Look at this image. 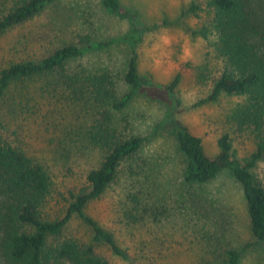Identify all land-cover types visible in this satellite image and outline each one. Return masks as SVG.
<instances>
[{"label":"rangeland","instance_id":"374dc122","mask_svg":"<svg viewBox=\"0 0 264 264\" xmlns=\"http://www.w3.org/2000/svg\"><path fill=\"white\" fill-rule=\"evenodd\" d=\"M192 1L118 0L119 12L111 13L102 0H56L6 31L0 36V68L74 45L82 55L67 64V73L82 71L83 81L107 75L106 85L122 98L131 92L124 75L135 51L139 78V87L118 112L97 107L87 90L81 101L72 100L61 88V74L27 81L23 98L30 110L14 123L11 139L48 164L56 189L65 192L82 186L85 173L101 158L103 151L87 142L88 132L104 126L117 129V139L139 137V153L122 161L115 182L86 207L130 258H144L146 264H219L225 251L234 250L238 264H264V244L250 231L241 186L227 170L204 185L185 183V159L168 131L180 122L201 139L210 157L218 153L217 141L224 134L239 159L255 151L253 138L228 122L237 96L198 104L208 93L198 76L210 48L192 35L199 19L183 15ZM134 26L138 37L128 41ZM176 75L179 82L170 92L167 87ZM18 94L12 88L8 97L14 100ZM7 107H0V117L10 116ZM68 232L89 235L76 218ZM101 253L120 263L107 248Z\"/></svg>","mask_w":264,"mask_h":264},{"label":"trees","instance_id":"16d2710c","mask_svg":"<svg viewBox=\"0 0 264 264\" xmlns=\"http://www.w3.org/2000/svg\"><path fill=\"white\" fill-rule=\"evenodd\" d=\"M54 1L0 0V36L29 21ZM102 4L111 13L119 12L118 0H102ZM183 15L199 19L192 35L206 41L210 48L207 63L198 76L200 84L206 82L208 93L198 104L215 102L221 95L237 96L239 100L230 110L228 122L255 142V151L239 159L231 139L224 134L217 141L218 153L210 157L204 152L200 138L180 122H173L168 131L185 159L183 180L187 184L204 185L223 170L229 171L242 188L250 231L264 244V0H195ZM138 32L139 28L134 26L132 34L125 39L134 42ZM81 55L80 47L67 45L40 60L11 61L0 68V107L7 105L10 109L9 117L6 113L0 117L3 264H146L144 258L131 259L114 234L86 213L87 205L99 199L118 178L122 161L139 153L141 138L117 139V129L104 126L88 132L87 142L103 151L101 158L97 166L85 173L82 186L69 187L65 192L56 189L48 164L11 139L16 135L13 129L16 121L25 109L30 110L23 98L28 89L26 82L39 77L61 74V88L66 89L72 100L81 101L87 90L89 100L101 109L107 106L110 111L118 112L127 106L139 87L135 51L124 75L131 92L122 98H117L106 85L107 75L83 81L84 72L67 73V64ZM178 82L176 75L168 91L173 92ZM12 88L19 92L14 100L8 97ZM106 115L105 122L109 121ZM74 218L89 233L87 237L69 234ZM104 247L120 263L104 256L101 253ZM238 261L239 253L228 250L219 264H238Z\"/></svg>","mask_w":264,"mask_h":264}]
</instances>
